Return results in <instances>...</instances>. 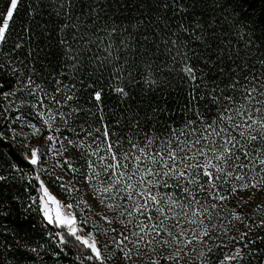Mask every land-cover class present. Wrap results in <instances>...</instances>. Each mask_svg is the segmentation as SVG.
I'll return each instance as SVG.
<instances>
[{
  "label": "snow or ice",
  "instance_id": "obj_1",
  "mask_svg": "<svg viewBox=\"0 0 264 264\" xmlns=\"http://www.w3.org/2000/svg\"><path fill=\"white\" fill-rule=\"evenodd\" d=\"M4 2L5 7L0 10V77L6 72L15 77V83L5 89L0 81V141L10 139L14 147L21 145L16 151L23 164L11 163L9 168L13 172H24L26 166H31L28 171H37L34 180L39 182V195L29 197V207L36 205L43 221L51 226L48 239L59 249V252L51 250V255L67 256L71 249L75 264H193V261L264 264V219L255 220V214L264 211V199L256 204L252 217L236 211L253 201L257 193L264 197V59L258 57L250 68L248 61L254 53L246 51L242 57L237 50L233 55L231 41L222 39L223 34L216 30L219 27L216 17L208 14L210 7L213 10L214 7L206 6L207 0H180L179 11L191 15L190 34L202 46L197 58L207 70L189 63L188 52H184L180 71L191 81L199 80L190 85L192 91L185 106L194 118L186 117L178 127L164 123L157 128L146 127L132 115L124 127H121L122 116L114 122L107 121L102 88H95L90 96L96 105L95 111L86 110L89 121L73 126L72 120L80 119L77 114L85 109L77 107L79 98L72 91L75 85L58 78L66 73L61 70L53 76L54 91L50 92L33 77L38 73L31 67L34 51L31 46L24 59L12 55L23 49L24 35L17 34L13 48L5 50L14 31L10 22L14 23V13L22 0ZM73 7L74 0H68L66 20L71 18ZM163 7L166 9L168 4L165 2ZM172 7H177V0H172ZM68 27L67 23L61 26L58 44L63 59L73 61L70 68L78 70L79 50H74L67 38L64 30ZM180 27L189 32L183 23ZM29 32L30 26L24 25L23 33L31 40L35 34L28 35ZM181 43L188 48L186 43ZM246 43L251 45L254 41ZM111 47L109 44L104 49L108 57H90L100 61L93 65L97 70L105 66V59L111 58ZM225 55L232 61L228 71L224 67ZM237 60L240 65L236 64ZM255 64L260 68H255ZM241 65L246 72L242 79L237 71ZM124 72L123 65L114 67L109 82L121 99L129 96L122 83ZM225 77L228 83H223ZM128 79L133 82L131 70ZM142 79L150 87L157 83L151 73ZM111 80L118 83L113 85ZM88 87L94 85L89 83ZM53 104L57 106L55 109ZM26 108L32 112L26 115L23 111ZM64 108L69 111H63ZM212 112L215 114L210 116ZM97 114L98 121L91 119ZM32 115L40 119V126L29 119ZM57 118L62 127L54 126ZM17 123L20 132L12 127ZM25 127L32 131L24 133ZM65 132L71 133L72 138ZM32 137L37 139L35 145L30 143ZM70 148L80 153L78 158L84 159L85 164L73 167L72 158L65 157L64 164L75 173L73 180L80 187L70 181L72 186L66 192L71 202H63L49 190L39 172L47 171L49 154L63 156ZM49 176L63 179L55 172ZM8 179L9 176L0 174V182ZM60 187L65 189L64 184ZM245 191L249 193L247 196L242 195ZM229 205L232 207L225 215ZM0 215H6L3 205ZM93 216L99 219L93 220ZM90 220L91 230H88ZM237 223L243 224L244 229L237 227ZM100 236L108 238L101 243ZM45 246L23 245L37 259H41L40 249ZM53 264L61 262L54 259Z\"/></svg>",
  "mask_w": 264,
  "mask_h": 264
},
{
  "label": "trees",
  "instance_id": "obj_2",
  "mask_svg": "<svg viewBox=\"0 0 264 264\" xmlns=\"http://www.w3.org/2000/svg\"><path fill=\"white\" fill-rule=\"evenodd\" d=\"M165 2L168 4L166 9L163 7ZM179 3L180 0H177V7L174 9L172 0H74L72 16L66 20L68 0H22L18 11L14 13V23L10 22V29L14 31L12 40L5 50L13 48L17 34L24 35L23 49L16 50L12 55L24 59L28 57L27 50L31 46L34 49L30 58L31 67H34L38 73V75L33 74V77L37 83L42 82L50 92L54 91L53 76L61 70L66 73L58 78L65 84L75 85L72 91L79 98L77 107L85 109L77 114L80 119L72 120L73 126L89 121L90 114L86 110L91 108L95 111L96 105L94 99L90 100V96L95 88H102L103 107L107 121L114 122L122 116L121 127H124L129 122V115H132L134 119L142 121L146 127L155 125L158 128L164 123L178 127L186 117L194 118L191 112H186L185 106L188 105V93L192 91L190 85L199 83V80L195 82L189 80L180 71L181 57L184 52H188L189 63L197 67H205L207 70L203 61L199 60L196 55L202 46L190 34L193 30L191 15L180 12ZM206 6L214 7V10L210 7L208 14L216 17V23L219 25L216 30L223 34L222 39L225 42L231 41L229 47L233 55L237 50L242 57L246 51L254 53L248 61L250 68L258 57L264 59V56H261V53H264V0H207ZM4 7V0H0V10ZM92 9L96 11L92 12ZM57 12L60 14L59 17ZM65 23L70 25L64 30L69 42L74 50H79L80 67L78 70L70 68L73 61L63 59V50L58 44V33ZM181 23L189 29V32L181 29ZM24 25H29L31 28L28 35L33 32L35 34L31 40L23 33ZM113 29L115 32L112 31ZM73 36L76 40H73ZM145 36L148 37L147 40L144 39ZM172 40L177 42L176 45L171 43ZM248 41H254V43L248 45L246 43ZM181 42L186 43L188 48H184ZM109 44L112 45L111 58L105 59V66L97 70L93 65H98L100 61H94L90 57L94 55L101 58L108 57V52L104 49ZM89 48L91 51H87ZM189 49L196 51H189ZM227 51L228 49H225V53ZM73 54L75 55V52ZM116 57L119 59H112ZM225 60L227 62L224 67L228 71L232 67V61L227 60V55H225ZM25 63H29V60L26 59ZM236 64L240 65L241 62L237 60ZM118 65H123L125 68V79L122 83L129 93V96L123 99L109 87L112 70ZM254 66L257 69L260 68L259 64ZM128 70L132 71L134 78L131 83L128 79ZM25 71L27 72V69ZM237 71L241 72V79L246 74L242 65ZM149 73L157 82L152 87L145 84L142 79ZM232 75H235V72ZM0 81L4 83L5 89L11 88L15 83V77L5 72V76L0 77ZM89 83L94 87H88ZM111 83L115 85L118 82L111 80ZM223 83H228V77H225ZM199 91L200 89L197 88L196 92L199 93ZM51 106L53 109L57 107L55 104ZM23 111L26 115L32 112L30 108ZM63 111L67 112L69 109L64 108ZM214 114L212 112L209 115ZM12 115L14 116L15 113ZM29 119L37 126L41 125L38 117L32 115ZM91 119L98 121V114ZM54 126L62 127L59 118ZM12 127L17 132L21 131L18 123L13 124ZM22 131L30 133L32 130L25 127ZM44 134H48L47 129ZM65 134L72 138L71 133L65 132ZM34 138L30 140L32 145L37 143V139ZM17 139L21 137L18 136ZM42 140L43 137H41ZM16 147H21V145ZM16 147L10 139L6 142L0 141V174L9 176L7 182H0V205H3V210L6 212V215H0V264H6V261H10L11 264H53L54 259H58L61 264H75L71 249H68L67 256L61 253L59 257L54 258L51 255V250L59 252L55 244L48 239L47 233L51 226L43 221L36 205L29 207L31 203L29 197L39 195V182L34 180L37 171H28L31 166H26L24 172H13L9 168L13 162L23 164ZM79 155L80 153L75 148H70V151L64 153L63 156L52 155L51 158L49 154L45 165L47 171L39 172L41 179L46 181V185L67 202L71 201L66 189L72 184L76 187L80 185L73 180L75 173L64 164V159L65 157L72 158L70 162L73 167L79 168L85 164L84 159L78 158ZM53 163L58 165L60 173L67 178V182L55 180L54 177L49 176V173L55 172L51 168ZM70 181L72 184L69 183ZM61 184L65 185V189L60 187ZM248 194L247 191L242 193L244 196ZM72 195L76 193L73 192ZM81 196L86 198L84 194ZM262 199L264 197L257 193L253 201L238 207L236 211L252 217L253 209ZM231 207L232 205H229L225 208V215L229 214ZM108 215L111 216L112 213ZM98 219L93 216V220ZM260 219H264V211L255 214V220ZM248 222L252 223V220L249 219ZM91 223L92 220L89 221L88 230H91ZM237 227L244 229V225L240 223H237ZM52 231L56 229L52 228ZM107 238L100 236L101 243ZM25 244L31 247L45 244L46 246L40 249L41 259H37L34 254L26 251L23 247ZM193 264L197 262L193 261Z\"/></svg>",
  "mask_w": 264,
  "mask_h": 264
},
{
  "label": "rangeland",
  "instance_id": "obj_3",
  "mask_svg": "<svg viewBox=\"0 0 264 264\" xmlns=\"http://www.w3.org/2000/svg\"><path fill=\"white\" fill-rule=\"evenodd\" d=\"M35 139V138H34ZM36 143V142H35ZM51 158H52V155H51ZM51 168L56 172V174H58L59 176H61L63 179H62V181L63 182H67V178L62 174V173H60V169H59V167H58V165L57 164H55V163H53L52 164V166H51ZM58 170V171H57ZM44 180V179H43ZM45 181V180H44ZM45 183H46V181H45ZM49 190L54 194V195H56L50 188H49ZM57 196V195H56ZM58 197V196H57ZM59 199H61L63 202H67V201H65V200H63L62 198H60V197H58Z\"/></svg>",
  "mask_w": 264,
  "mask_h": 264
}]
</instances>
